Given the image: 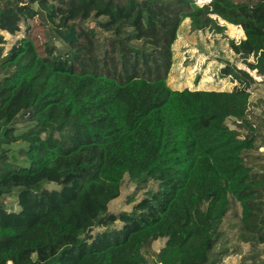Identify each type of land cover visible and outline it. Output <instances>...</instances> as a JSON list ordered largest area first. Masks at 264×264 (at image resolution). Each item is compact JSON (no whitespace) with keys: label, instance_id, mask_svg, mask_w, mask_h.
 <instances>
[{"label":"trees","instance_id":"obj_1","mask_svg":"<svg viewBox=\"0 0 264 264\" xmlns=\"http://www.w3.org/2000/svg\"><path fill=\"white\" fill-rule=\"evenodd\" d=\"M209 16L243 32L229 41L242 67L220 71L238 85L171 88L182 23L222 32ZM35 18L42 54L28 37L3 54V33ZM254 76L264 0H0V264H264ZM125 176L131 207L110 212Z\"/></svg>","mask_w":264,"mask_h":264},{"label":"rangeland","instance_id":"obj_2","mask_svg":"<svg viewBox=\"0 0 264 264\" xmlns=\"http://www.w3.org/2000/svg\"><path fill=\"white\" fill-rule=\"evenodd\" d=\"M210 0H196V4L202 7ZM224 30L220 33L213 32V29L195 30L189 20H185L173 45V65L168 77V85L176 90H211L230 91L238 83L231 77H221L220 71L227 65L242 67L234 57L229 41L239 43L244 39L243 32L239 27L229 25L215 16H209ZM30 30L24 29L17 36H10L3 33L5 43L3 54L19 38H31L37 46L39 54H42V44L44 42V30L39 20L35 18L28 22ZM24 27V26H22ZM252 60V59H251ZM250 111L248 120L255 124L250 113H255L259 117L264 116V78L254 76V83L250 88ZM24 148L21 143H16L6 147L8 155L13 156L18 164L26 165V161L19 155V150ZM135 185L125 176L120 196L106 203V209L110 212L129 210L131 204L128 197L133 193ZM94 205H88L84 215L86 224L94 219ZM161 242L154 244L153 248L158 251ZM239 255H231L220 264H236Z\"/></svg>","mask_w":264,"mask_h":264}]
</instances>
